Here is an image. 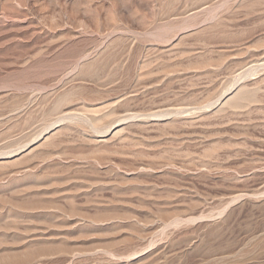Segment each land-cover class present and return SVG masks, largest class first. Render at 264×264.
Instances as JSON below:
<instances>
[{
    "label": "rangeland",
    "instance_id": "obj_1",
    "mask_svg": "<svg viewBox=\"0 0 264 264\" xmlns=\"http://www.w3.org/2000/svg\"><path fill=\"white\" fill-rule=\"evenodd\" d=\"M0 264H264V0H0Z\"/></svg>",
    "mask_w": 264,
    "mask_h": 264
}]
</instances>
